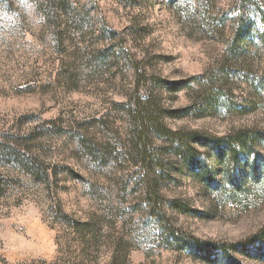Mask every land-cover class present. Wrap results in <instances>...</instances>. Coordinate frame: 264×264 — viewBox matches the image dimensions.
I'll use <instances>...</instances> for the list:
<instances>
[{
	"label": "rangeland",
	"instance_id": "374dc122",
	"mask_svg": "<svg viewBox=\"0 0 264 264\" xmlns=\"http://www.w3.org/2000/svg\"><path fill=\"white\" fill-rule=\"evenodd\" d=\"M262 9L258 0H0V264H211L178 248L163 218L220 243L262 228L264 186L244 195L204 186L168 147L159 150L169 167L157 214L138 185L122 105L134 86L130 52L146 79L188 81L179 92L148 84L164 109L191 106L166 114L169 128L264 129V84L254 110L201 117L206 94L194 79L227 83L237 103L250 98L264 77ZM240 25L247 39L234 48Z\"/></svg>",
	"mask_w": 264,
	"mask_h": 264
},
{
	"label": "trees",
	"instance_id": "16d2710c",
	"mask_svg": "<svg viewBox=\"0 0 264 264\" xmlns=\"http://www.w3.org/2000/svg\"><path fill=\"white\" fill-rule=\"evenodd\" d=\"M258 3L263 7L264 13V0H258ZM238 28L232 40L234 48L240 47V42L245 41L248 35V31L243 30L242 25ZM260 36L264 41V33ZM126 55L127 61L134 70L132 92L122 104L126 107V115L132 127L128 150L140 173L138 185L142 195L152 208L156 209L157 214L163 216L161 215L163 197L161 183L169 167L168 163L159 156L161 147H168L170 152L178 157L182 164L179 169L184 165L191 171L193 178L209 188L218 190L227 186L231 193L244 195L254 187L264 186V129L244 127L232 130L223 136H212L195 130L169 128L164 122L165 115L181 117L191 106L171 111L164 109L161 98L148 90V84L151 82L168 92H179L188 87V81L169 82L157 76H151L148 80L145 77L146 70L140 61H137L130 52ZM219 68L216 73L219 76L223 75L220 76V80L225 81L229 70L226 66ZM194 79L199 82V86H202L206 94L205 101L203 100L196 109V114L201 117L214 111L232 110L245 114L254 110L257 106L258 85L264 84V77L258 84L251 83L254 89L250 98L246 99L245 103H237L231 98V89L225 87L227 83L218 82L211 76H198ZM156 139L162 141L163 145L156 146ZM20 150L25 154V147H21ZM32 159L29 164L36 158ZM33 172L40 175L37 171ZM219 175L223 178L220 181L217 179ZM172 207L181 212L190 210L178 200L172 201ZM163 220H166L164 221L166 227L178 248L188 245L208 263L245 264L244 259L247 257L252 261L264 262V226L246 239L233 243H220L185 236L172 227L165 217Z\"/></svg>",
	"mask_w": 264,
	"mask_h": 264
}]
</instances>
